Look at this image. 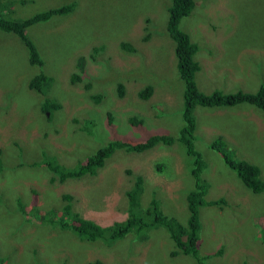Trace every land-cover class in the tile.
I'll return each mask as SVG.
<instances>
[{
	"label": "rangeland",
	"instance_id": "rangeland-1",
	"mask_svg": "<svg viewBox=\"0 0 264 264\" xmlns=\"http://www.w3.org/2000/svg\"><path fill=\"white\" fill-rule=\"evenodd\" d=\"M0 3L11 7L17 19L71 8L25 30L39 56V68L28 65L27 49L14 34L0 31V264H194L186 255L172 254L173 245L161 228L138 236L130 233L105 245L79 240L57 223L66 204L62 195L70 197L73 212L100 226L122 220L125 193L134 178L141 177V206L154 198L163 214L184 225L185 197L194 180L178 143L140 153L116 150L92 176L60 183H50L48 171L24 165L47 151L73 168L98 139L177 134L183 126L182 85L165 30L169 1ZM178 28L196 44L199 70L194 82L200 93L252 94L264 83V0H195ZM121 44L133 51L122 50ZM79 66L80 81L72 83L70 77L78 74ZM38 72L51 79L44 93L28 88V80ZM117 84L123 87L121 96ZM145 87L151 94L142 99L137 94ZM96 96L99 99L92 101ZM44 98L59 108L43 115ZM129 117L142 124L132 128ZM192 117L193 146L205 162L200 177L208 187L203 199L225 202L199 209V254L208 257L207 264H264V190L252 194L209 149L221 137L234 161L256 166L259 174L254 178L264 182V112L244 103L232 108L196 106ZM48 212L52 216L43 219Z\"/></svg>",
	"mask_w": 264,
	"mask_h": 264
},
{
	"label": "trees",
	"instance_id": "trees-1",
	"mask_svg": "<svg viewBox=\"0 0 264 264\" xmlns=\"http://www.w3.org/2000/svg\"><path fill=\"white\" fill-rule=\"evenodd\" d=\"M169 4L166 7V34L173 43V54L175 58V67L178 79L182 85V111L181 118L183 126L175 136L165 135L159 132L154 135L143 134V137L138 140H123L114 138L112 140L98 139L90 153L84 157L81 162L72 168H66L63 163H59L54 154L47 151H40L38 159L29 164H24L28 167H38L49 172L48 181L50 183H60L66 179H76L84 175L92 176L100 169L105 160H107L116 150H121L126 153H140L153 148L158 144L171 145L178 143L183 148L184 155L188 158V174L194 180L192 189L186 194V209L188 216L185 224L179 223L174 217L162 213L157 200L151 198L145 207L140 204V196L143 190V181L141 177H135L125 193L126 210L125 216L120 221H114L107 226H100L93 221L81 218L76 212L70 208V197L62 195L66 204L60 210V218L57 223L74 234L79 240L83 241H101L105 245H110L113 242L122 239L130 233L144 235L149 230L161 228L163 229L169 240L171 241L174 252L172 254H183L190 257L194 264H207L208 257L199 254V209L206 206L224 205V200L217 198L215 200H204L207 190V183L201 179V173L205 169L199 151L194 148V119L192 117L193 108L198 106L201 108H232L241 104L254 106V108L264 112V83L260 85L258 90L252 94L241 92L222 93L213 91L209 94L200 93L195 85L194 76L199 70V64L194 59L197 51L196 44L192 43L188 35L179 30V20L186 17L192 11L195 0H168ZM71 11L69 7H58L43 12L35 13L26 18L17 19L13 17V9L9 6H4L0 3V31L3 33L14 34L21 44L27 49L29 66L39 68L41 65L39 56L31 44V41L25 35V30L32 25L40 22H46L53 16L68 14ZM120 48L124 51H133L128 44H121ZM79 72L70 77L72 83L79 82V74L81 73L80 66L77 67ZM28 88L39 93H44L48 83L51 81L49 76L38 72L28 80ZM116 92L119 96L123 95V87L121 84L116 85ZM151 94L150 88L145 87L137 95L142 99H147ZM98 96L92 97L91 100L96 102ZM59 105L50 99L44 98L40 105V111L44 115L51 111L57 110ZM127 123L134 129H137L142 121L135 117L127 118ZM94 127L93 123L89 125ZM107 126L111 129V118H107ZM84 131L91 134L87 127ZM99 141V143H97ZM209 149L216 152L224 161L226 167L233 171L235 177L241 180L245 188L252 194H260L264 190V182L260 178H254L259 174L256 166L233 158L228 146L221 137L214 139ZM64 165V166H63ZM52 216V212H48L43 219ZM66 217V221L63 219ZM36 219H33L35 221ZM48 222V221H47ZM54 221L51 220L50 223ZM264 242V241H263ZM87 264H102L100 261H94Z\"/></svg>",
	"mask_w": 264,
	"mask_h": 264
},
{
	"label": "clouds",
	"instance_id": "clouds-1",
	"mask_svg": "<svg viewBox=\"0 0 264 264\" xmlns=\"http://www.w3.org/2000/svg\"><path fill=\"white\" fill-rule=\"evenodd\" d=\"M195 2V1H194ZM118 139H123V138H118ZM123 140H132V139H123ZM99 170V169H98Z\"/></svg>",
	"mask_w": 264,
	"mask_h": 264
},
{
	"label": "crops",
	"instance_id": "crops-1",
	"mask_svg": "<svg viewBox=\"0 0 264 264\" xmlns=\"http://www.w3.org/2000/svg\"><path fill=\"white\" fill-rule=\"evenodd\" d=\"M220 254H221V253H219V254L216 253V255H218V256H219Z\"/></svg>",
	"mask_w": 264,
	"mask_h": 264
}]
</instances>
